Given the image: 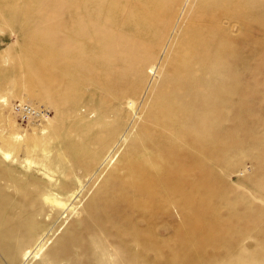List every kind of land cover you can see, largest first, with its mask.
<instances>
[{"label":"rangeland","instance_id":"rangeland-1","mask_svg":"<svg viewBox=\"0 0 264 264\" xmlns=\"http://www.w3.org/2000/svg\"><path fill=\"white\" fill-rule=\"evenodd\" d=\"M159 1H0V264H264V0Z\"/></svg>","mask_w":264,"mask_h":264},{"label":"bare ground","instance_id":"bare-ground-1","mask_svg":"<svg viewBox=\"0 0 264 264\" xmlns=\"http://www.w3.org/2000/svg\"><path fill=\"white\" fill-rule=\"evenodd\" d=\"M1 2H2V4H4V6L5 7H7V8H17V11H18V13H19V15L21 16V18H23V19H25V14H29L30 13V11H29V8H30V2H29V0H6L7 2L5 3V1L4 0H0ZM26 1H27V3H26ZM152 1V3H151V5H155L156 7H158V6H160L161 5V3H160V1L159 0H151ZM23 3V4H22ZM3 9V8H2ZM12 10V9H11ZM2 11V10H1ZM152 11H149L148 12V15H150V18L152 19V18H154L153 16H152ZM29 34H31V33H29ZM33 34V33H32ZM31 34V35H32ZM35 34V33H34ZM33 34V35H34ZM30 36V35H29ZM31 41V40H30ZM37 42V41H36ZM188 42V41H187ZM187 42H186V44H187ZM30 43V42H29ZM29 43L27 44V48H30V49H32L31 47H32V45L30 46L29 45ZM31 44V43H30ZM32 44H35V43H33L32 42ZM36 46H37V44H35ZM185 45V44H184ZM193 45V44H192ZM191 45V46H192ZM34 46V45H33ZM44 46H46L45 44H44ZM182 46V45H181ZM43 47V46H42ZM44 48V47H43ZM43 48H41V49H43ZM182 48V47H181ZM27 50V49H26ZM44 50V49H43ZM175 50V49H174ZM31 51H33V50H30V51H28L27 53H30V54H32V52ZM35 52V51H34ZM36 54V53H35ZM48 54V53H47ZM47 54H45V55H43V58H41V57H39L43 62H48V66H49V68L50 69H52V70H55L56 71V69H57V66H58V64L60 63L59 62V60L58 59H56L54 56H52V55H47ZM32 55H34V54H32ZM37 55V54H36ZM35 55V56H36ZM46 64V63H45ZM60 65V64H59ZM26 66H31L30 65V60H28L27 61V64H26ZM59 67V66H58ZM56 68V69H55ZM60 68V67H59ZM48 77V76H47ZM133 152V151H132ZM137 153L138 152H136V153H134V154H129V155H127L126 157H125V159L122 161V165H121V168H122V170H125V169H127L128 171H129V169H130V167H129V165H130V163H133V162H135V161H138V158H139V156L137 155ZM140 154V153H139ZM142 162V161H141ZM132 168V167H131ZM134 169V168H133ZM139 169V168H138ZM141 172V171H140ZM137 174V173H136ZM138 175V174H137ZM161 177V176H160ZM182 177V176H181ZM134 179V178H133ZM140 181V180H139Z\"/></svg>","mask_w":264,"mask_h":264},{"label":"built area","instance_id":"built-area-1","mask_svg":"<svg viewBox=\"0 0 264 264\" xmlns=\"http://www.w3.org/2000/svg\"><path fill=\"white\" fill-rule=\"evenodd\" d=\"M15 109L22 118L30 119L40 116V112L29 104H18Z\"/></svg>","mask_w":264,"mask_h":264}]
</instances>
